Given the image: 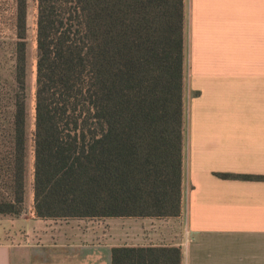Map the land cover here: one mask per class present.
Masks as SVG:
<instances>
[{
  "label": "trees",
  "instance_id": "trees-1",
  "mask_svg": "<svg viewBox=\"0 0 264 264\" xmlns=\"http://www.w3.org/2000/svg\"><path fill=\"white\" fill-rule=\"evenodd\" d=\"M34 218H180L185 0H36ZM29 0H0V216L26 205ZM221 178L264 176L216 173ZM179 246L112 264H182Z\"/></svg>",
  "mask_w": 264,
  "mask_h": 264
},
{
  "label": "crops",
  "instance_id": "crops-1",
  "mask_svg": "<svg viewBox=\"0 0 264 264\" xmlns=\"http://www.w3.org/2000/svg\"><path fill=\"white\" fill-rule=\"evenodd\" d=\"M185 3L182 216H0V264H112L114 248L151 246L181 247L182 264H264V180L216 175L264 176V0Z\"/></svg>",
  "mask_w": 264,
  "mask_h": 264
},
{
  "label": "rangeland",
  "instance_id": "rangeland-1",
  "mask_svg": "<svg viewBox=\"0 0 264 264\" xmlns=\"http://www.w3.org/2000/svg\"><path fill=\"white\" fill-rule=\"evenodd\" d=\"M36 18H37V3L36 0H29V17H28V24H29V44H28V51H29V65H28V107L30 112V119H29V144H28V162H27V177H26V205L25 210L23 213H26L31 206V200H33L32 194V171H33V146H32V133L34 130L33 125V103H34V94H35V78H36V44H35V34H36ZM187 87V85H186ZM188 89V87H187ZM188 100V99H187ZM22 213V214H23ZM176 225L179 228V225Z\"/></svg>",
  "mask_w": 264,
  "mask_h": 264
}]
</instances>
